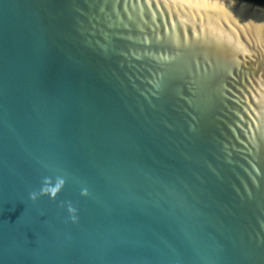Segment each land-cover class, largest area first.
<instances>
[{"label": "water", "instance_id": "95a60500", "mask_svg": "<svg viewBox=\"0 0 264 264\" xmlns=\"http://www.w3.org/2000/svg\"><path fill=\"white\" fill-rule=\"evenodd\" d=\"M0 264H264V0H0Z\"/></svg>", "mask_w": 264, "mask_h": 264}]
</instances>
